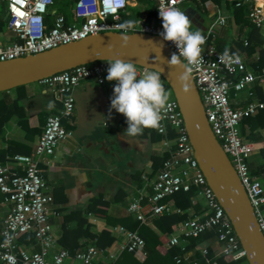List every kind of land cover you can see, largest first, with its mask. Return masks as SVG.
I'll use <instances>...</instances> for the list:
<instances>
[{
  "label": "built area",
  "instance_id": "obj_1",
  "mask_svg": "<svg viewBox=\"0 0 264 264\" xmlns=\"http://www.w3.org/2000/svg\"><path fill=\"white\" fill-rule=\"evenodd\" d=\"M0 1L5 14L3 21L6 31L0 33V62H4L105 32L144 33L162 39L159 35L163 31L159 10L173 6L179 8L186 0H177L175 5L173 0H153L157 23L135 25L134 30L128 31L120 29L119 25L128 15V8L133 0H124L121 6H115L114 0H74L69 21L64 15L54 13V0ZM234 1L236 7H249L250 22L260 28L264 22V0ZM219 23L222 24L223 21L220 20ZM164 42L173 53L178 54L172 42ZM202 47L203 62L190 66V71H187L199 93L208 125L244 187L264 238V191L260 183L250 176L246 160L251 147L241 140L238 132L240 123L257 110L263 109L264 103H249L239 110L232 109L229 104L231 92H241L259 77L240 57L239 62L233 58L228 64L222 63L219 57L223 52L208 44L207 38ZM108 62L98 61L79 66L39 82L54 92L61 106L55 114L46 119L33 153L16 154L8 158L17 168H12L8 163L0 164V193L10 204L1 229L0 264H93L95 258L102 253L92 244L77 250L73 256L64 249L58 250L52 257L49 256L50 250L56 246L53 229L49 223L50 216L55 213L51 210L45 194L46 184L40 164L45 162L46 158L52 157L58 146L69 136L62 121L73 114L74 90L83 81L104 85ZM136 67L140 75L149 71ZM161 80L163 81L162 78ZM115 83L114 81L113 86ZM156 132L162 139V146L168 150L169 157L156 175L151 186L152 193L131 199L126 207L127 213L140 224H146L151 219L177 211L174 207L162 204L164 199L178 192L194 191L192 204L200 205L202 212L193 214L190 219L176 225L169 237L168 248L180 247L181 238L195 239L209 230H214L217 246L223 254L230 256L235 262L247 264L245 252L233 227L194 158L181 112L173 97L168 101V110L164 113L160 128L156 129ZM115 232L125 236L123 251L134 253L142 260L146 257L145 242L136 232L121 227L116 228ZM25 234L33 237L29 249L22 248L19 243V239ZM198 254L205 264H219L216 257L208 258L206 247L201 248ZM112 261L109 264H112ZM175 263L198 264V261L196 256L189 262L184 256H178Z\"/></svg>",
  "mask_w": 264,
  "mask_h": 264
},
{
  "label": "crops",
  "instance_id": "obj_2",
  "mask_svg": "<svg viewBox=\"0 0 264 264\" xmlns=\"http://www.w3.org/2000/svg\"><path fill=\"white\" fill-rule=\"evenodd\" d=\"M154 9L153 0L143 4L133 0L128 8L130 14L126 15L124 21L134 20L137 26L156 24ZM179 9L185 11L190 18L192 31L199 29L207 38L208 44L220 52L228 49L230 54L237 53L248 64L249 69L259 77L241 92H231L229 97L231 108L239 110L244 109L249 103H264V76H262L264 65L258 71L257 50L251 55L247 52L248 37L253 32V24L247 16V6L236 7L234 0H186ZM3 18H0L1 22ZM220 20L223 21L222 24L219 23ZM2 30H4V21L0 33H3ZM258 33L264 40V22ZM6 43L7 41L4 44ZM245 43L247 45H244ZM113 83L114 81L106 80L104 85H99L93 81H83L76 87L73 92V114L62 121L69 136L58 146L52 157L46 158L45 162L40 164L46 184L45 194L49 199L51 210L55 213L49 219L56 239V246L49 252L50 257L63 249L57 244V240L62 232L61 225L65 217L72 212L84 211L93 199L108 204V215L111 218H130L135 221L133 216L127 215V204L141 194H151V186L161 170L155 174L151 160L153 156H160L166 149L162 146L161 137L154 134L156 129H145L142 135L134 139L124 138L122 134L127 128L125 117L114 109L109 113ZM22 87L20 91L13 89L0 93V105H9L23 94V98L19 100V105L22 107L20 112H23L29 120V128L22 129L15 118L4 122L1 127L0 164L8 163L12 168L17 166L8 158L16 154L33 153L46 119L55 114L61 106L54 92L39 83ZM50 102L53 106H50ZM33 130L39 132L32 134ZM238 132L241 140L251 147L246 160L250 176L260 183L264 191V108L242 121L238 126ZM197 206L201 208L200 205ZM9 210L10 204L0 193V241L2 224ZM201 212L191 210L189 215L192 217L193 214ZM152 220L142 225L153 233L160 234ZM87 222L95 234L112 229L104 220L92 215L88 216ZM119 227L127 230L117 224L112 232L114 243L106 251L98 248L102 253L95 258L93 264H109L112 260L113 264L125 252L122 250L126 243L125 236L115 232ZM134 232L139 233L138 230ZM207 232L214 233V238L185 252L187 239H180V247L175 248L180 250L183 248L181 256H184L187 262L197 256L203 247H206L217 259L225 255L217 246L215 231ZM170 235L171 233L166 236V242L158 248L162 255L173 249L167 246ZM19 243L24 249H29L32 245L25 246L20 241ZM81 243L84 244V248L92 244L95 246V241L90 238L82 240ZM66 251L71 256L77 252V250L73 253ZM136 261L140 264L143 262L138 257Z\"/></svg>",
  "mask_w": 264,
  "mask_h": 264
},
{
  "label": "water",
  "instance_id": "obj_3",
  "mask_svg": "<svg viewBox=\"0 0 264 264\" xmlns=\"http://www.w3.org/2000/svg\"><path fill=\"white\" fill-rule=\"evenodd\" d=\"M172 54L170 47L158 36L105 32L0 62V93L98 61L121 59L148 70H162L161 78L178 104L194 158L230 221L247 264H264V238L244 187L208 125L192 77L187 69L167 63ZM184 72L188 79L181 81ZM185 85L188 91L184 90Z\"/></svg>",
  "mask_w": 264,
  "mask_h": 264
},
{
  "label": "trees",
  "instance_id": "obj_4",
  "mask_svg": "<svg viewBox=\"0 0 264 264\" xmlns=\"http://www.w3.org/2000/svg\"><path fill=\"white\" fill-rule=\"evenodd\" d=\"M139 3H145L148 0H136ZM57 14H62L67 19L70 20V12L72 2L74 0H54ZM243 6V5H242ZM245 6V5H244ZM241 7V6H240ZM248 12H249V7ZM248 16V13H247ZM148 23V22H147ZM3 21H0V28H2ZM252 25V24H251ZM260 28L253 25V32L250 37H248V46L247 52L249 55L254 54L257 50V55L259 61L256 64L258 71L259 68L264 65V40L260 37L258 30ZM165 84V83H164ZM166 85V84H165ZM167 87V85H166ZM23 87L16 88V91H20ZM168 88V87H167ZM169 89V88H168ZM5 93V92H3ZM23 94L19 95L15 101L9 105H0V131L4 122L15 118L22 129L28 127V118L22 111V107L19 105V100L23 98ZM172 97V95H171ZM244 121V120H243ZM29 128V127H28ZM39 130H33L32 134L38 133ZM156 130H155V133ZM169 157V152L167 149H164L160 156H153L152 167L154 173H158L162 167L163 162ZM194 197V191L190 192H178L175 193L162 201V204L168 207H174L175 210L171 213L164 214L158 218L152 220L153 225L159 231L160 234H155L146 226H143L137 221L131 220L130 218L114 219L108 215V204L102 202L99 199H93L90 201L88 206L84 211L72 212L65 217L61 229L62 232L60 237L57 240V244L63 248L73 253L78 249L84 248V244L81 243L82 240H87L88 238L95 241V246L103 251L108 250L115 241L113 237V230L117 224L123 226L129 231L134 232L138 230V235L145 242V250L147 252L146 257L143 259L141 264H176L175 257L181 256L182 251L179 248H173L162 255L158 248L166 242V236L172 233L176 225L180 222L190 219V211H199L201 208L196 204H192V198ZM119 199V198H118ZM92 215L98 219L105 221L106 225L110 226L112 229L103 231L99 234H95L91 230V226L88 225V216ZM129 216V214L127 213ZM73 225V226H71ZM214 238V233L206 232L198 238L187 239V244L184 246V252L190 249H193L202 242ZM19 241L25 246H29L33 243V237L30 234L23 235ZM163 256V257H162ZM136 255L134 253L123 252L119 258L113 264H140L136 261ZM208 258H213L211 252H208ZM198 264H205L201 259L199 254L196 256ZM138 260V259H137ZM139 261V260H138ZM140 262V261H139ZM219 264H241V262H235L228 255L221 256L217 259Z\"/></svg>",
  "mask_w": 264,
  "mask_h": 264
},
{
  "label": "clouds",
  "instance_id": "obj_5",
  "mask_svg": "<svg viewBox=\"0 0 264 264\" xmlns=\"http://www.w3.org/2000/svg\"><path fill=\"white\" fill-rule=\"evenodd\" d=\"M124 0H114L115 6L123 5ZM177 0H173L175 5ZM115 7H113V11ZM163 31L159 34L163 41L172 42L178 50L167 61L169 66L187 69L203 62V45L206 37L197 29L192 31L190 18L177 7L159 10ZM136 21L127 20L119 28L128 31L134 30ZM233 58L239 62V55L228 49L219 57L222 63H230ZM106 80L115 81L113 95L110 98L109 113L114 109L125 117L127 128L123 137L134 139L142 135L145 129H158L168 110L169 93L161 80L162 70H149L140 75L136 63L127 60L115 59L108 62ZM188 79L187 72L180 76L181 81ZM188 91V86H184ZM50 106L53 103L50 102Z\"/></svg>",
  "mask_w": 264,
  "mask_h": 264
},
{
  "label": "rangeland",
  "instance_id": "obj_6",
  "mask_svg": "<svg viewBox=\"0 0 264 264\" xmlns=\"http://www.w3.org/2000/svg\"><path fill=\"white\" fill-rule=\"evenodd\" d=\"M72 5H73V2H72ZM55 10H56V7H55V4H54V7H53V11H54V13L55 14H57L56 12H55ZM60 14V13H59ZM0 18H3V5H2V2L0 1ZM3 32H5L6 30H5V28H4V30H2ZM166 85L164 84V87H165ZM165 89L167 90V92L169 93V99H171L170 97H171V93H170V91H169V89H167L166 87H165Z\"/></svg>",
  "mask_w": 264,
  "mask_h": 264
}]
</instances>
